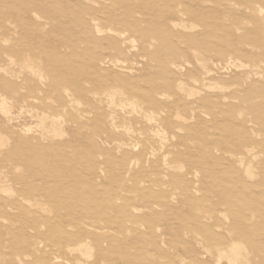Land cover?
<instances>
[{"label": "rangeland", "instance_id": "1", "mask_svg": "<svg viewBox=\"0 0 264 264\" xmlns=\"http://www.w3.org/2000/svg\"><path fill=\"white\" fill-rule=\"evenodd\" d=\"M0 107V264H264V0H0Z\"/></svg>", "mask_w": 264, "mask_h": 264}, {"label": "bare ground", "instance_id": "2", "mask_svg": "<svg viewBox=\"0 0 264 264\" xmlns=\"http://www.w3.org/2000/svg\"><path fill=\"white\" fill-rule=\"evenodd\" d=\"M202 60V59H201ZM204 60V59H203ZM198 61H200L198 59ZM205 61V60H204ZM197 62V61H196ZM202 63V62H201ZM213 63V62H212ZM211 64V63H210ZM26 64H24L25 66ZM203 66V65H202ZM206 66V65H205ZM216 67V66H215ZM208 68V67H207ZM28 69V68H27ZM31 69V68H30ZM210 70V69H209ZM210 72V71H209ZM42 74V73H41ZM179 88V87H178ZM183 88V87H182ZM183 90V89H182ZM117 98V97H116ZM116 101V99H115ZM120 101V100H119ZM2 102V101H1ZM3 105V103H1ZM117 104H118V101H117ZM1 108V107H0ZM6 108V107H5ZM2 112V111H1ZM25 113V112H24ZM43 113V112H42ZM39 114V113H38ZM50 116V115H49ZM63 116V115H62ZM148 116V115H147ZM175 117V116H174ZM183 117V116H182ZM39 125L43 126V127H46V128H53L55 125V122L54 121H48L45 117H42L40 120H39ZM57 128V127H56ZM128 128V127H127ZM225 217V216H224ZM228 235V234H227ZM197 237V236H196ZM195 240V238H194ZM233 240V239H232ZM232 240H230L228 246L222 248V249H219L218 247V255L219 257L222 259V258H225L227 263L228 264H241L243 262V259H244V253L245 250L243 249V246L240 245L239 243H236L235 241L233 242ZM192 241V240H191ZM201 246V245H200ZM217 248V247H216ZM215 248V250H216ZM243 250H244V253H243ZM207 251V250H205ZM247 251V250H246ZM210 252V251H209ZM207 252V254L209 253ZM249 253V252H248ZM210 255V253H209ZM205 256V255H204ZM212 256V255H210ZM218 257V258H219ZM247 257V256H245ZM217 258V259H218ZM219 260V259H218ZM223 260V259H222ZM245 262V261H244ZM244 264V263H243Z\"/></svg>", "mask_w": 264, "mask_h": 264}]
</instances>
